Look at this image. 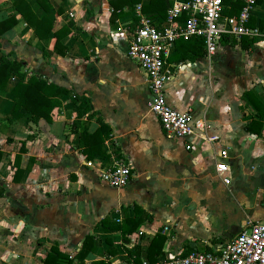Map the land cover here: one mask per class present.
<instances>
[{"label": "crops", "instance_id": "obj_1", "mask_svg": "<svg viewBox=\"0 0 264 264\" xmlns=\"http://www.w3.org/2000/svg\"><path fill=\"white\" fill-rule=\"evenodd\" d=\"M12 1L0 0V21L14 14ZM24 1L38 19L52 23V32L39 39L17 14V24L0 36V57L22 62L28 76L69 92L51 112V121L36 125L24 110L18 120L6 122L14 79L0 90V264H43L53 248L74 258L87 235L94 237V250L83 264H140L148 260L157 233L165 239L158 259L166 260L192 250L214 251L249 223L264 221V202L252 209V194L264 192V168L253 166L264 164V116L259 118L245 97L251 92L264 106V42L223 38L209 60L203 55L194 61L174 59L175 45L166 65L173 72L164 86L166 102L178 112L190 109L195 118H206L209 133L219 140L169 139L150 112L152 96L143 71L126 57L128 33L141 18L165 19L142 11L149 0L121 11L111 0H48V12L36 0ZM182 1L168 0L170 6ZM231 4L226 16H237L229 14ZM249 18L259 27L264 0ZM65 26L69 33L60 42L62 54L53 34ZM183 62L188 65L177 69ZM74 94L85 96L97 113L88 121V134L97 130L99 116L110 141L131 163V178L122 189L108 187L96 168L86 166L107 159L108 138L102 145L105 154L87 160L80 128L72 127L78 105ZM251 120L262 124L258 135L245 131ZM79 121L87 123L85 117ZM225 148L228 171L220 175L215 165ZM133 205L147 215L136 232L123 239L119 231L101 226L105 218L116 222L112 215L117 212L121 221L125 214L131 217Z\"/></svg>", "mask_w": 264, "mask_h": 264}, {"label": "built area", "instance_id": "obj_2", "mask_svg": "<svg viewBox=\"0 0 264 264\" xmlns=\"http://www.w3.org/2000/svg\"><path fill=\"white\" fill-rule=\"evenodd\" d=\"M229 2H239L237 16L223 14ZM256 0H183L175 2L163 21L151 22L141 18L128 33L126 57L138 65L144 73L148 91L152 96L150 112L157 118L164 135L169 139L188 140L196 137L213 144L218 137L209 133L206 118H195L190 109L178 112L165 99L164 86L173 79V72L166 69L168 59L175 53L178 40L201 39L204 57L209 60L216 54L223 38L252 39L264 42V32L258 27H248L250 11ZM139 9V6L137 7ZM188 64L179 63L177 69ZM107 159L87 162L96 168L100 181L112 189H122L131 178V163L117 150V145L106 140ZM228 149L219 153L220 162L215 172L223 175L228 171L225 163ZM224 184L228 179L222 178ZM116 222L121 215H112ZM140 264H264V221L249 223L234 238L214 251H191L184 257L170 256L162 262L150 263L143 259Z\"/></svg>", "mask_w": 264, "mask_h": 264}, {"label": "trees", "instance_id": "obj_3", "mask_svg": "<svg viewBox=\"0 0 264 264\" xmlns=\"http://www.w3.org/2000/svg\"><path fill=\"white\" fill-rule=\"evenodd\" d=\"M37 4L44 12H48L51 9L48 0H36ZM260 0H256V3ZM138 0H124V1H110V5L114 10L121 11L124 6L131 8L133 5L137 4ZM232 3V2H229ZM168 0H149V2L142 7L144 12H155L161 19L166 18L167 10L170 8ZM233 8L229 14H237L239 12V2H233L231 4ZM13 15L7 17L6 19L0 21V36L6 31L10 30L13 26L17 24L15 20V15L19 14L21 19L28 24L32 29L34 34L39 39L47 38L52 32V23L49 22L44 17L38 19L36 15L30 9L28 3L24 0H13L12 1ZM223 14H228L225 11ZM251 23V24H250ZM248 27L254 28L250 18L248 21ZM69 26V25H68ZM68 26L60 28L58 31L54 32L55 49L61 48L63 50L62 54H65V48L60 44L61 40L69 33ZM260 31L264 32V21H259ZM246 39V38H245ZM253 40L250 39L249 44L251 45ZM175 45L179 51L174 59H190L194 61L197 58L203 57L204 50L201 39L191 38L188 40H178ZM173 59V60H174ZM24 64L19 61H10L5 56L0 57V90H3L9 80L14 79L12 90L10 92L13 108L11 113L5 117V121L12 123L18 120L24 110L26 113L31 115V122L38 124L40 120L50 122V114L53 109L61 106L60 99L68 94L69 90L56 86L52 83H48L42 77L38 75L28 76L26 72L23 71ZM245 97L249 103L258 112L259 118L264 116V106L260 105L255 98L252 96L251 92H245ZM74 99L78 102L76 106L77 120L72 123V127L80 128V138L82 143L85 140V148L82 152L86 155L87 160H92L97 155H104L105 152L102 149V145L105 139L109 137V131L107 126L102 122L101 118L98 116L96 118V123L98 124L97 130L88 134V121L97 115L96 112L92 110L89 100L83 95L74 94ZM81 117L86 118V122L81 124L79 119ZM262 124L258 120H251L245 125V131L249 134H256L260 132ZM90 144L89 148L86 146ZM0 151V159H1ZM17 173V172H16ZM14 177V181H18L19 176ZM20 174V172H19ZM3 193V189L0 187V196ZM147 215L136 205H133L132 216L129 217L125 214L124 218L120 223L111 222L109 218H105L101 221V226L109 231H119L122 238L136 232L139 227L145 222ZM94 237L87 235L80 246L79 251L76 253L74 258H69L67 255L61 253L56 248H53L51 253H49L43 260V264H83L85 258L94 250L93 246ZM164 237L157 233L149 247L147 258L150 263L162 262L163 258L158 259L162 255V247L164 244ZM193 251V250H192ZM191 252V251H190ZM188 251V253H190ZM129 255H135L134 252H129ZM187 253L179 257L186 256ZM136 258V257H135ZM138 258V257H137ZM139 263V260H136ZM97 264H105L104 262H99Z\"/></svg>", "mask_w": 264, "mask_h": 264}, {"label": "rangeland", "instance_id": "obj_4", "mask_svg": "<svg viewBox=\"0 0 264 264\" xmlns=\"http://www.w3.org/2000/svg\"><path fill=\"white\" fill-rule=\"evenodd\" d=\"M253 166H254V169H256V170L264 168V164L263 163H254ZM250 168L252 169V167H250ZM252 195L254 196V199H255V202L253 203L252 209H253V211H256L261 206H263L264 192H262V193H253Z\"/></svg>", "mask_w": 264, "mask_h": 264}]
</instances>
